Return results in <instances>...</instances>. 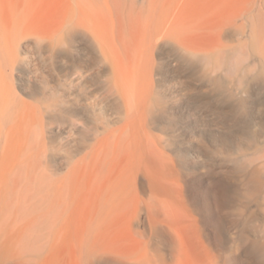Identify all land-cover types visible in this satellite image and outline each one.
<instances>
[{
    "label": "bare ground",
    "instance_id": "obj_1",
    "mask_svg": "<svg viewBox=\"0 0 264 264\" xmlns=\"http://www.w3.org/2000/svg\"><path fill=\"white\" fill-rule=\"evenodd\" d=\"M241 15L238 0H0V264H74L68 240L80 250L88 230L128 264H209L195 220L174 205L184 197L178 166L207 168L217 151L222 162L218 113L264 98V57L251 48L255 31L239 33ZM86 133L83 157L56 149L55 138L80 146ZM53 166L92 171L90 222L65 216L74 181ZM138 212L171 224V262L121 246Z\"/></svg>",
    "mask_w": 264,
    "mask_h": 264
},
{
    "label": "rangeland",
    "instance_id": "obj_2",
    "mask_svg": "<svg viewBox=\"0 0 264 264\" xmlns=\"http://www.w3.org/2000/svg\"><path fill=\"white\" fill-rule=\"evenodd\" d=\"M238 4L242 13L238 31L244 35L255 31L257 42L256 46L251 48L259 56L264 57V0H238ZM177 9H180V6H177ZM244 37V41L248 40L247 37ZM253 51L248 48V52ZM258 73L259 83L262 82L261 88L264 89V70L259 67ZM263 89L262 94L264 95ZM262 100H255L257 102L254 104V109L251 106L250 111L244 110V112L241 111L242 113L239 112L240 114H228L231 118L225 115L228 116L226 118L218 113L222 120L219 119V121L221 124L223 123V126H226L224 134L228 136L223 134L225 136L224 143H230L225 145L228 148L222 149V154L224 153L222 162L215 161V154H220L217 151L210 153L211 157H209L207 168L197 164L187 168L183 163H179L180 166H178L184 197L182 200L174 202V205L180 211L187 210L195 220L196 226L206 242L209 264H264V123H262L263 125L260 123L259 128L256 127V129L252 122H249L253 121L254 117L257 119L262 116L264 119V105L263 107L261 105L264 98ZM247 114H251L250 117ZM225 118L228 119V122ZM101 121L102 118L97 119L96 122L100 124ZM239 122L240 124H238ZM231 126L236 128L232 129ZM251 129L256 130L255 133ZM234 130L237 131L234 132ZM242 134H245L244 138ZM250 134L252 137L248 138ZM234 137L239 138V143H236ZM240 137L243 140L240 141ZM91 141V135L86 133L80 135V146L71 137L61 141L55 138L54 144L59 152L70 159H76L85 155ZM241 142L243 145L240 144ZM232 144L233 146L235 144L234 149L237 148L235 149L237 153L228 152L229 145ZM212 155L214 156L212 157ZM211 158H215V160ZM211 160L215 161H213L214 164L210 162ZM61 172L66 175L68 180L74 181L70 187L74 186L75 195L67 197L65 216L69 219L74 216H80L81 219L82 216H85L86 221L90 222L94 219L95 203L99 198L98 194L92 195L90 192L89 185L92 183L89 181V176L92 171L83 168L61 170L56 166L51 168V173L54 176ZM138 188L142 194L149 193V187L142 180H140ZM163 219L162 216L157 223L151 225L145 213H136L132 217L130 226L122 232L123 234H118L120 239L126 232L123 237L126 240L122 241L121 246L130 248L133 244V246L141 245L140 252L145 248L151 255L162 256L171 262L175 248L170 232L171 224ZM87 225L89 227V223ZM91 233L93 232L88 230L83 233V236H80V250L73 247L72 240L69 238L67 245V261L69 263L128 264L127 258L113 257L98 249ZM92 252L97 255L90 258Z\"/></svg>",
    "mask_w": 264,
    "mask_h": 264
}]
</instances>
